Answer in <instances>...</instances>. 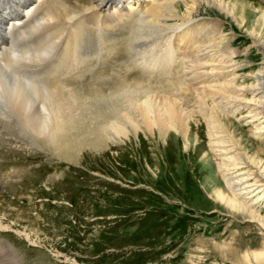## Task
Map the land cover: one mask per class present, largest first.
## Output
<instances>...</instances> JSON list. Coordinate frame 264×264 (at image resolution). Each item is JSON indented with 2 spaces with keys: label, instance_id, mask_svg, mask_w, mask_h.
<instances>
[{
  "label": "bare ground",
  "instance_id": "6f19581e",
  "mask_svg": "<svg viewBox=\"0 0 264 264\" xmlns=\"http://www.w3.org/2000/svg\"><path fill=\"white\" fill-rule=\"evenodd\" d=\"M86 1L0 0V144L42 148L65 140L72 151L84 136L97 146L142 135L163 149L176 139L184 154L195 157L189 136L192 128L204 129L209 154L202 153L199 163L210 156L224 184L212 189V199L256 225L261 249L246 251L240 261L264 264V166L248 155L228 123L235 119L264 140V71L239 73L250 68L251 46L264 65V38L251 26V1ZM258 20L264 25V13ZM119 25L128 28L123 44L138 66L154 71L164 61L171 75L177 64L179 79L168 80L177 91L160 95L136 84L103 102L92 104L90 97L91 104H80L71 87L100 71ZM237 32L248 40L242 51L232 41ZM164 43L167 51L152 53ZM220 250L235 253L227 244Z\"/></svg>",
  "mask_w": 264,
  "mask_h": 264
},
{
  "label": "rangeland",
  "instance_id": "374dc122",
  "mask_svg": "<svg viewBox=\"0 0 264 264\" xmlns=\"http://www.w3.org/2000/svg\"><path fill=\"white\" fill-rule=\"evenodd\" d=\"M250 1L251 26L264 38L258 20L264 0ZM127 30L117 26L118 42H110L100 71L72 85L80 104L103 102L136 84L160 95L177 91L168 84L179 79L177 64L171 75L164 61L154 71L138 66L123 44ZM232 41L240 51L248 45L243 32ZM165 44L152 47V53L163 54ZM249 59L241 76L264 71L257 47L251 46ZM230 122L248 155L263 167L264 140L237 120ZM84 138L75 139L72 151L65 140L42 148L0 144V264H242V254L261 249L256 225L212 199V189L224 184L210 156L208 163H199L209 151L204 129L192 128L189 136L195 157L184 154L176 139L163 149L142 135L122 145L94 146ZM260 208L264 214V202ZM224 244L235 253L220 250Z\"/></svg>",
  "mask_w": 264,
  "mask_h": 264
}]
</instances>
